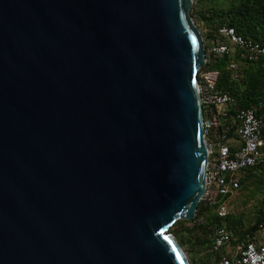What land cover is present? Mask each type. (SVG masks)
Segmentation results:
<instances>
[{"label":"water","instance_id":"obj_1","mask_svg":"<svg viewBox=\"0 0 264 264\" xmlns=\"http://www.w3.org/2000/svg\"><path fill=\"white\" fill-rule=\"evenodd\" d=\"M194 4L0 0V264H191L170 230L207 190Z\"/></svg>","mask_w":264,"mask_h":264},{"label":"trees","instance_id":"obj_2","mask_svg":"<svg viewBox=\"0 0 264 264\" xmlns=\"http://www.w3.org/2000/svg\"><path fill=\"white\" fill-rule=\"evenodd\" d=\"M191 15L205 39L206 51L217 42L229 47L230 52L218 55L206 70L219 72L217 89L229 93L236 106L256 107L263 120L264 139V55L250 60L245 48L220 34L221 28H233L245 40L264 45V0H195ZM240 177V189L220 202L228 206L225 217L218 214L219 204L205 208L201 203L194 220L180 221L171 228L191 264H220L224 257L233 258L247 235L264 224V148L262 162L242 171ZM221 228L231 240L215 251V234Z\"/></svg>","mask_w":264,"mask_h":264},{"label":"built area","instance_id":"obj_3","mask_svg":"<svg viewBox=\"0 0 264 264\" xmlns=\"http://www.w3.org/2000/svg\"><path fill=\"white\" fill-rule=\"evenodd\" d=\"M220 34L245 48L250 60L264 55V45L245 40L233 28H221ZM229 52L227 45L213 43L206 51V66L198 73L204 134L209 150L207 190L201 203L205 208L219 204L220 217H225L229 212L225 202L220 204L221 200L240 189L241 172L262 162L264 148L263 120L257 115L256 107L244 109L236 106L229 93L217 89L219 72L206 70L218 55ZM231 68L235 69L236 66L232 65ZM230 240L226 229H218L214 250L218 251ZM246 240L233 258L224 257L220 264H264V224H260L255 233L248 234Z\"/></svg>","mask_w":264,"mask_h":264},{"label":"rangeland","instance_id":"obj_4","mask_svg":"<svg viewBox=\"0 0 264 264\" xmlns=\"http://www.w3.org/2000/svg\"><path fill=\"white\" fill-rule=\"evenodd\" d=\"M210 46H211V45H210ZM210 46H209V47H210Z\"/></svg>","mask_w":264,"mask_h":264},{"label":"snow or ice","instance_id":"obj_5","mask_svg":"<svg viewBox=\"0 0 264 264\" xmlns=\"http://www.w3.org/2000/svg\"><path fill=\"white\" fill-rule=\"evenodd\" d=\"M195 42V41H194Z\"/></svg>","mask_w":264,"mask_h":264}]
</instances>
